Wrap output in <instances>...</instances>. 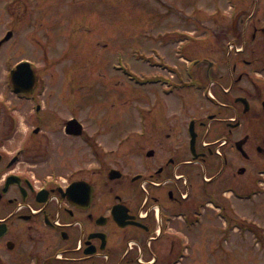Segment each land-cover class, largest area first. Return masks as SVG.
Returning <instances> with one entry per match:
<instances>
[{
	"label": "flooded vegetation",
	"instance_id": "af4514ba",
	"mask_svg": "<svg viewBox=\"0 0 264 264\" xmlns=\"http://www.w3.org/2000/svg\"><path fill=\"white\" fill-rule=\"evenodd\" d=\"M1 7L2 27L12 28L0 29V65L5 58L10 74L29 60L5 55L25 25L33 26V7L30 0ZM14 11L23 16L7 23ZM243 15L221 18L222 30L237 32ZM246 52L226 50L228 67L204 59V71L192 66L198 59L166 65L170 93L157 80L151 95H142L174 103L141 104L136 129L125 134L138 143L126 148L73 132L76 115L61 112L64 95L40 84L32 92L25 85L24 94L10 86V98L0 100V264H190L193 230L209 208L226 219L223 231H235L238 208L252 206L256 187L264 190V101L260 112L254 71L241 70L254 65ZM53 56L43 50V58ZM156 69L153 77H160ZM22 112L31 126L25 136Z\"/></svg>",
	"mask_w": 264,
	"mask_h": 264
},
{
	"label": "rangeland",
	"instance_id": "374dc122",
	"mask_svg": "<svg viewBox=\"0 0 264 264\" xmlns=\"http://www.w3.org/2000/svg\"><path fill=\"white\" fill-rule=\"evenodd\" d=\"M5 1L14 6L22 0H1L2 20L7 17L3 14V9L1 10L2 2ZM148 1L32 0L33 26L25 25L26 29L9 44V51L5 56L24 54L31 58L34 65L38 62L37 72L41 71L40 75L47 78L49 94L64 95V104L62 107L58 106L61 107L62 113L71 111L86 124V132L95 133L97 138L104 137L112 146H118L120 143L121 147L126 148L138 143V139L134 137L127 136L125 139V134L135 128L137 109L141 104L148 109L151 103L160 108L174 103L172 97L165 98L161 94L145 98L142 94L150 96L152 88H141L144 82H132L129 76H126V71L134 77H137L138 72L154 75L152 73L155 70L144 59L137 58L134 50L142 51V55L150 57L152 63H156L157 58L152 55V49H160L165 54L161 66L183 63L184 61H179L181 56L177 55V51H182L181 54L187 57L196 56V59L202 62H195L196 65L193 63L195 69L204 71L203 61L209 58L215 63L223 60L224 66L228 67L227 42L233 40V37L230 32L221 30L219 19L221 20L226 9L238 4L241 11L246 13L239 26L240 32L252 28L245 37L248 42L252 35V43L251 40L248 43L252 55L248 53L244 58L252 60L253 68L257 70V106L258 111L262 112L264 32H261V28L264 27V0H169L175 12L169 7L152 9L156 6H152V2ZM17 12L21 13L12 12L7 23L12 24L16 15L23 16ZM195 20L204 22V26ZM26 23L28 22L24 24ZM256 26L259 28L257 32ZM1 28L3 27L0 23ZM9 28L12 27L6 26L3 30ZM60 29H65L66 32ZM174 29H179L176 30L178 35L180 30H192V38L180 47L178 46L183 38L179 37L171 40L168 37L164 42L159 37V41H149L155 31L167 34L168 30ZM70 31L75 33L70 39L72 43L69 47L67 35ZM62 32L64 36L60 34ZM91 45L94 52L90 50ZM60 48H68L63 58H60L61 51H57ZM45 49L54 55L50 61L55 59L60 63L46 67L42 58ZM4 59H1L0 65V99L10 98L5 83ZM241 70L252 72L246 65H242ZM164 74L170 76L171 73L167 70ZM152 87L158 93V87ZM42 98L46 99V96ZM140 100L143 101L139 102ZM193 102L199 103L196 100ZM41 116H44V113ZM17 117L20 133L25 136L31 128L26 121L28 115L22 112ZM58 136L61 137L60 134ZM22 142L24 140L14 145L19 148L23 145ZM261 187L264 188V180ZM256 188L252 192L255 194L252 206L241 204L240 209L238 208L236 217L241 224L237 233L223 231L222 224L226 219L218 218L215 209L209 208L211 210L202 217L200 228L193 230L190 264H264V190ZM256 224L259 227H256Z\"/></svg>",
	"mask_w": 264,
	"mask_h": 264
},
{
	"label": "water",
	"instance_id": "95a60500",
	"mask_svg": "<svg viewBox=\"0 0 264 264\" xmlns=\"http://www.w3.org/2000/svg\"><path fill=\"white\" fill-rule=\"evenodd\" d=\"M21 67H22V66H21ZM19 69H20V68H19ZM22 71H23V70H22ZM27 71H28V73H29V74H27V75H30V73H31V75H32V79L35 81V77H34L35 74H34V71H33V70L31 71L30 69H27ZM17 73H18V71L16 72V74H17ZM20 73H21V71H20ZM15 76H16V75H15Z\"/></svg>",
	"mask_w": 264,
	"mask_h": 264
}]
</instances>
